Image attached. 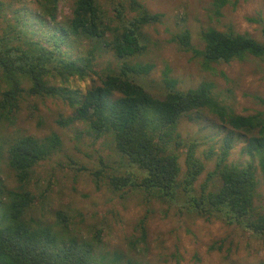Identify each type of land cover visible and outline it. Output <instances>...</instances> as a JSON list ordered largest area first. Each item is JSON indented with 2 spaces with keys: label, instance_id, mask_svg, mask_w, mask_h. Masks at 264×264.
Instances as JSON below:
<instances>
[{
  "label": "trees",
  "instance_id": "obj_1",
  "mask_svg": "<svg viewBox=\"0 0 264 264\" xmlns=\"http://www.w3.org/2000/svg\"><path fill=\"white\" fill-rule=\"evenodd\" d=\"M13 1L21 8L11 11L12 19L0 37V123H13L26 98L67 100L75 109L71 122H83L98 138L111 136L117 153L133 169L110 180L115 192L129 187L144 193L148 202L176 205L187 214L218 219L264 238V209L255 203L258 168L264 181V112L236 114L214 96L208 82L182 91L165 79L166 91L156 97L130 76L147 73L151 67L123 65L119 72L107 74L93 68L95 54L105 49L118 59L141 55L146 50L143 30L160 23L163 14L151 13L142 0H122L112 19L100 0H75L71 17L60 22L62 0H32L35 15L28 12L25 0ZM33 21L39 25L36 30L30 28ZM44 27L48 31L39 38V28L43 32ZM201 37L203 50L194 47L190 32L177 41L184 50L202 56L208 70L213 64L264 59V43L249 35L212 28ZM77 41H87L91 49L73 59L69 52ZM65 45L68 49H63ZM74 78L93 80L82 95L68 94L66 87L56 85H68ZM202 114L212 117L224 140L215 170L198 188L207 165L193 143L188 145L183 169L177 152L183 145L178 128L183 119L197 120ZM239 143L250 161L229 164ZM7 144L0 154L6 156L16 187L0 178V264H121V256L102 253L101 232L88 240L72 235L62 214L56 227L33 216L37 198L30 186L35 170L60 149V138L23 137Z\"/></svg>",
  "mask_w": 264,
  "mask_h": 264
},
{
  "label": "rangeland",
  "instance_id": "obj_2",
  "mask_svg": "<svg viewBox=\"0 0 264 264\" xmlns=\"http://www.w3.org/2000/svg\"><path fill=\"white\" fill-rule=\"evenodd\" d=\"M25 1L29 4L32 0ZM121 1L100 0L112 19L116 16L115 6ZM74 3L75 0L61 1L60 22L71 17ZM142 3L151 13L163 14L160 23L143 30L146 50L130 59H118L105 49L95 54L96 72H119L123 65L135 69L151 67L147 73L130 76L156 97L164 95L165 79L176 83L182 91L208 82L213 85L214 96L236 114L264 112V59L249 57L245 61L213 64L208 70L202 56L184 50L177 41L181 34L190 32L194 47L203 50L201 35L213 28L246 34L264 43V0H142ZM27 7L35 15L31 5ZM19 8L13 0H0V37L5 33L7 20L12 19L11 11ZM30 24L33 30L39 26L35 21ZM43 30L39 28V38L47 33L48 27ZM71 47L73 59L91 49L87 41H77ZM92 77L99 81L98 76ZM93 78L85 81L74 78L68 85L60 82L56 85L66 87L68 94L72 91L82 95ZM21 107L13 123L5 120L0 123V153L8 149V142L23 137L44 141L57 135L61 140L60 149L35 170L30 186L37 198L35 218L56 227L58 215L62 214L71 234L88 240L101 232L102 253L121 256V264H264L263 237L218 219L187 214L176 205L158 200L148 202L144 193L133 192L129 187L115 192L110 180L133 169L117 153L111 136L98 138L83 122H71L75 109L67 100L34 96L26 98ZM200 117L181 121L178 132L183 145L177 150L185 169L188 145L196 144L197 156L207 165L198 188L215 170L224 140V133L213 127L212 117L207 114ZM242 150L243 145L237 144L228 163L247 164L250 157ZM0 178L10 188L16 187L6 156L1 154ZM257 178L255 203L264 209V181L259 168Z\"/></svg>",
  "mask_w": 264,
  "mask_h": 264
}]
</instances>
